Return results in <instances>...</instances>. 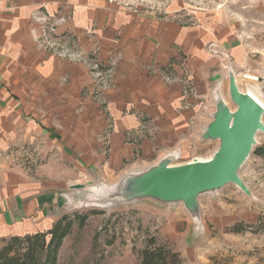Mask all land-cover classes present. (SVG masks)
Returning <instances> with one entry per match:
<instances>
[{"label": "rangeland", "instance_id": "obj_1", "mask_svg": "<svg viewBox=\"0 0 264 264\" xmlns=\"http://www.w3.org/2000/svg\"><path fill=\"white\" fill-rule=\"evenodd\" d=\"M17 5L31 7L29 22L37 52L53 61H70L85 68L90 83L74 94V102L81 105L86 100L98 106L104 120L100 133L95 135L96 142L76 143L74 150L72 138L83 129L80 120H69V112L63 107L60 112L53 109V104L63 100L47 96L53 89L40 88L38 95L25 91V83L32 86L33 74L28 67L23 72L16 66L18 56L14 72L10 73L12 60L6 62V79L11 83H3L0 78V86L5 85L7 90L5 94L0 92V170L17 168L34 178H60L66 196L63 214L69 215L71 226L60 243L55 264H135L151 239L154 247L176 252L180 264H264V230H230L239 222L264 220V130L256 133V144L239 171L247 193L232 183L199 193L196 215L182 200L166 202L151 196L118 202L107 199L123 175L143 172L165 155L177 153V164L213 154L218 140H203L200 135L217 110V97L230 111L236 108L230 97L229 74L237 77L240 90L254 89L264 101V49L252 57L253 65L247 67L235 60L225 44L232 31L234 36L244 33L247 40H264V12L257 11L255 1L0 0L2 19L7 13L14 14L20 8ZM136 20L173 23L178 36L186 38L188 50L180 43L175 46L176 55H171L176 67L172 58L159 68L155 59H140L142 66L147 64L149 72H155L165 83L181 87V108L197 110L185 141H177L168 150L161 148V153L150 159L135 151L132 159L108 168L107 162L112 159L107 136L113 124L104 92L114 86L115 71L126 66L125 42L135 45L138 41L135 33L126 32ZM195 40L200 52L192 48ZM10 49L14 53L13 47ZM195 54L197 59L193 61ZM189 57L194 62L192 68ZM248 74L258 79L245 77ZM71 96L67 93L68 103H73ZM23 115L26 123L22 122ZM62 116L65 121H61ZM31 117L33 121L27 122ZM262 119L264 124V115ZM56 121L66 126L60 128ZM143 125L144 135L153 137L150 119L145 118ZM141 135L125 133L124 138L137 143L146 137L139 139ZM67 141L71 142L69 146L65 145ZM82 148L97 150V156L84 154L79 151ZM78 216L85 217L82 223Z\"/></svg>", "mask_w": 264, "mask_h": 264}, {"label": "crops", "instance_id": "obj_2", "mask_svg": "<svg viewBox=\"0 0 264 264\" xmlns=\"http://www.w3.org/2000/svg\"><path fill=\"white\" fill-rule=\"evenodd\" d=\"M254 1L257 11L262 9L264 12V0ZM17 6L20 8L15 10L14 14L7 13L4 19L0 12V46L3 47V49L0 48V78L4 80L3 83H11H8L6 79L8 78L6 68L9 66L6 62L12 60L9 61L12 67L10 73H12L15 68L14 62H17L16 56H18L19 64L17 63L16 66L21 67L23 72L28 67L29 73L33 74L32 86L29 88L30 86L25 83V91L38 95L40 88L53 89L47 93V96L56 97V99L62 97L63 100L59 105L53 104L55 108L53 105L50 107L59 112L63 107L64 111L69 112V120H80L83 125L82 131L76 132L72 138L73 149L78 147V145L75 146L76 143H95V135L98 136L104 126L102 113L98 106L94 107L86 100L78 105L74 102L75 98L73 99L74 94L89 86L87 71L80 64L70 61H53L39 50L37 52L35 37L31 31L33 27L29 22L31 7ZM261 19H258L257 26L261 24ZM130 30L137 35L138 41L135 45L125 42V49L128 50L124 63L126 66L119 67L115 71L114 86L104 92L113 124V129L107 136L110 139L109 150L110 159H112L111 162L110 160L107 162L108 168H115L125 160L132 159L135 151H138L143 158L150 159L159 155L161 148L168 150L177 141H185L193 126L192 114L197 110L195 107L181 108V87L177 83L173 85L165 83L155 72H149L147 64L142 66L140 59L142 58V61L155 59L159 68L161 67L159 65L166 64V59L172 58L176 67L177 62L172 57L176 55L175 46L184 43L186 38L178 36L173 23L156 24L136 20V23L129 26L126 32ZM197 41H194L195 47L192 46V48L200 52L201 48L197 46ZM225 44L235 60L247 67L253 65L255 59L252 57L264 49L263 39L259 42L247 40L244 33L234 36L233 31L227 36ZM182 45L188 50L186 43ZM12 47L14 53L10 52ZM196 55L192 56L193 61L197 59ZM192 59L188 58L191 68L194 64ZM63 77H66L65 84L62 83ZM5 87V85L0 86L2 94L7 92ZM34 88L37 89L34 90ZM200 91L204 92L201 88ZM67 93L72 95L73 103H68ZM62 118L61 121H65L66 118L64 116ZM145 118L148 121L150 119L152 123L153 137L147 138L144 135L146 133L143 125ZM21 119L23 123H26L24 115ZM30 121H33V117L27 122ZM61 121H56V125L64 128L66 125ZM125 133L142 134L139 139L146 137L137 143H133L134 141L129 143L124 138ZM70 143L67 141L65 145L69 146ZM92 149L82 148L79 151L97 156L95 155L97 150ZM65 197L60 178L51 179L44 176L34 178L19 172L17 168L0 170V246L5 240L15 235H25L50 228L64 213Z\"/></svg>", "mask_w": 264, "mask_h": 264}, {"label": "water", "instance_id": "obj_3", "mask_svg": "<svg viewBox=\"0 0 264 264\" xmlns=\"http://www.w3.org/2000/svg\"><path fill=\"white\" fill-rule=\"evenodd\" d=\"M230 97L236 108L230 111L223 99H216L217 110L200 135L203 140L217 139L218 145L206 159L174 163L178 154H168L155 165L139 173L123 175L109 193V202L151 196L166 202L182 200L194 215L199 214L196 197L232 183L244 193L247 187L239 171L256 144V133L264 130V110L250 95L237 89L234 75L229 74ZM76 187L82 185L74 184Z\"/></svg>", "mask_w": 264, "mask_h": 264}, {"label": "trees", "instance_id": "obj_4", "mask_svg": "<svg viewBox=\"0 0 264 264\" xmlns=\"http://www.w3.org/2000/svg\"><path fill=\"white\" fill-rule=\"evenodd\" d=\"M78 218L81 223L85 219L84 216ZM70 226L69 215L62 214L50 228L44 231L10 237L0 246V264H55L56 253ZM246 228L255 232L264 230V220L259 218L254 224L239 222L231 226L230 230L239 232ZM152 241L151 239L142 251L141 260L135 264H180L181 259L176 252L161 246L154 247Z\"/></svg>", "mask_w": 264, "mask_h": 264}, {"label": "bare ground", "instance_id": "obj_5", "mask_svg": "<svg viewBox=\"0 0 264 264\" xmlns=\"http://www.w3.org/2000/svg\"><path fill=\"white\" fill-rule=\"evenodd\" d=\"M245 77H247V78H251V79H256L257 77H255V76H252V75H246ZM234 79H235V83H236V86H237V89L238 90H240L239 89V87H238V84H237V77L236 76H234ZM251 86V85H250ZM257 86V85H256ZM254 88V87H253ZM251 89V88H250ZM254 90V89H253ZM253 90H247V91H242V90H240V91H242V92H244V93H246V94H248V95H250L258 104H260L261 106H262V108H263V110H264V101L263 100H261L260 98H259V96L255 93V91H253ZM198 159H201V160H203V159H206V158H201V157H197Z\"/></svg>", "mask_w": 264, "mask_h": 264}, {"label": "built area", "instance_id": "obj_6", "mask_svg": "<svg viewBox=\"0 0 264 264\" xmlns=\"http://www.w3.org/2000/svg\"><path fill=\"white\" fill-rule=\"evenodd\" d=\"M256 79H258V78H256Z\"/></svg>", "mask_w": 264, "mask_h": 264}]
</instances>
